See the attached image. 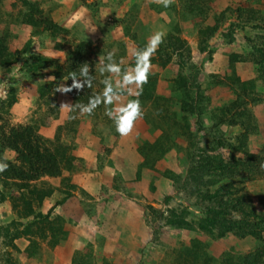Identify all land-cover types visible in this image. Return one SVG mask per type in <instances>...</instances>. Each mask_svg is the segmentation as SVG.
Wrapping results in <instances>:
<instances>
[{
    "label": "rangeland",
    "instance_id": "rangeland-1",
    "mask_svg": "<svg viewBox=\"0 0 264 264\" xmlns=\"http://www.w3.org/2000/svg\"><path fill=\"white\" fill-rule=\"evenodd\" d=\"M263 25L264 0H173L167 8L154 0H0V138L26 130L42 149L63 152L55 177L27 182L0 172V264L264 260L263 222L256 228L250 219L247 229L259 240L197 227L211 195L243 197V210L264 215V103L253 102L264 100L263 81L251 61L229 60L251 50L244 36L259 40ZM157 31L164 38L148 83L122 98L139 93L144 113L129 136L116 132L103 104L91 115L61 109L103 92L101 55L113 52L122 71L132 68L134 51ZM83 64L92 87L56 92ZM19 162L12 151L0 154L7 167Z\"/></svg>",
    "mask_w": 264,
    "mask_h": 264
},
{
    "label": "trees",
    "instance_id": "trees-1",
    "mask_svg": "<svg viewBox=\"0 0 264 264\" xmlns=\"http://www.w3.org/2000/svg\"><path fill=\"white\" fill-rule=\"evenodd\" d=\"M234 26L239 28L242 32L247 33V31H244V27L240 26V24H235ZM216 27L217 24L209 30L211 35L215 33ZM253 29H255V27H253ZM260 30L264 31V25L260 28ZM175 32L176 31L171 30L168 34L166 39L168 46H173L170 43L173 40L176 41L174 37ZM259 36V40L256 41H252L249 39V37L244 36L245 41L251 45V50L246 53L245 56L231 55L229 60L230 63H233L235 60L243 62L248 60L251 61V63L256 66L257 78H259L260 81H263L262 86L264 87V36L261 32ZM225 37H229V35H226ZM1 44L2 41H0V59L3 58V46ZM183 85V88L186 89V82H184ZM244 88L245 86L242 87V91H244ZM88 96L84 97L83 101H87ZM75 100L79 101V96H76ZM253 102L264 103V100L258 98L253 99ZM5 150L14 152L18 155L20 160L19 164H13L3 171V174L5 173L8 177H13L21 181L32 182L38 180L44 175L55 177L60 174V161L58 160L63 157L60 156V153L63 152L58 151L57 148L54 150V152H50L47 149H42L38 141L31 135L30 132L26 130L17 131L11 135L0 138V154H2V152ZM253 164V162H245L243 166L248 165V167H253ZM228 194L230 195V192H228L226 195ZM222 198L223 194L221 196L211 195L208 198L212 202L213 206L205 209L204 212L206 215L204 219H201L197 227L203 232L209 233L211 235L215 234L221 239L228 235H234L240 239L242 237L241 235H237L239 234L237 232H242L243 235L248 233L256 240H259V235L257 232L255 233L253 230L247 232V229L250 224V219L257 220L255 221V224H257L256 228L258 227L259 221L264 223V215H256L249 213L248 210H243L241 207L242 204H240L243 197H237L238 199L236 203H234L236 198L230 200H223ZM235 213L238 214L237 218L233 215ZM214 230H218L219 233H212ZM263 254L264 252H262V255ZM240 258L238 264H264L262 257L256 255L250 256V259L247 256H242Z\"/></svg>",
    "mask_w": 264,
    "mask_h": 264
},
{
    "label": "clouds",
    "instance_id": "clouds-1",
    "mask_svg": "<svg viewBox=\"0 0 264 264\" xmlns=\"http://www.w3.org/2000/svg\"><path fill=\"white\" fill-rule=\"evenodd\" d=\"M158 4H162L165 8L169 7L173 0H154ZM164 33L157 31L149 37L148 44L143 49L134 51L135 66L122 71L120 64L114 59V53L109 52L106 56L101 55L97 64L98 71L101 74L107 73L102 83L104 85L103 92L89 98L88 104L77 103L75 106L63 104L61 109L73 108L78 109L81 115H91L101 104L105 106V114L113 121L116 132L121 137L129 136L133 130L137 120L142 119L144 113L138 99H130L128 102L122 103L125 92L129 96L133 94V86L142 89L143 85L148 83V77L151 70V57L157 51L159 44L163 42ZM115 77V82H113ZM51 79H55L52 77ZM66 80L73 81L70 87L59 85L55 88L56 92L69 93L75 90H83L92 87L93 77L90 75L88 64L80 66L78 72L69 73ZM7 164L0 163V172L6 170Z\"/></svg>",
    "mask_w": 264,
    "mask_h": 264
}]
</instances>
